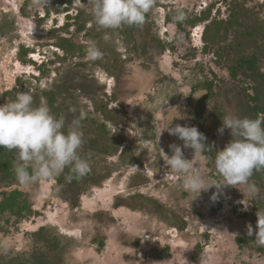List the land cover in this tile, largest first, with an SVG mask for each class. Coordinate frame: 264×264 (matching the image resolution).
<instances>
[{
  "label": "rangeland",
  "instance_id": "1",
  "mask_svg": "<svg viewBox=\"0 0 264 264\" xmlns=\"http://www.w3.org/2000/svg\"><path fill=\"white\" fill-rule=\"evenodd\" d=\"M90 8L0 0V105L27 92L65 131L79 119L90 163L83 177L66 168L25 190L15 152L0 147V264H264L247 229L264 213V170L213 202L214 187L187 191L165 164L173 144L193 158L167 122L195 126L203 174L220 181L215 156L232 139L223 119L264 114V0H156L143 26L115 30ZM89 43L100 59H87Z\"/></svg>",
  "mask_w": 264,
  "mask_h": 264
},
{
  "label": "clouds",
  "instance_id": "2",
  "mask_svg": "<svg viewBox=\"0 0 264 264\" xmlns=\"http://www.w3.org/2000/svg\"><path fill=\"white\" fill-rule=\"evenodd\" d=\"M34 3L46 7L49 0H34ZM87 4L91 5L89 12L98 28L115 30L125 25L143 26L156 0H87ZM173 19L182 22L183 11L178 9ZM102 55L94 43H89L88 60L96 61ZM148 80L147 75H142L134 86L142 90L148 86ZM170 122L165 130L183 141L184 148L193 150V158L189 160L181 146L173 144L170 146L173 154L166 155L165 159L166 166L181 175L185 190L200 196L202 191L214 187L217 191L210 199L215 202L225 186L246 184L254 170H264V114L255 119L235 115L223 119L232 139L215 156V172L222 178L220 181L207 179L202 171L208 163L206 136L195 126L168 127ZM79 123V119L73 120L65 131L64 117L57 118L44 103L35 105L33 96L27 92L17 93L12 102L0 105V147L15 152V182L29 190L60 175L66 168L76 178L85 176L90 171V163L80 155L84 141L77 130ZM219 131L223 132V127ZM257 215L256 230L249 224L248 235L255 234L257 245L264 247V213L258 211ZM7 250V245H0V251Z\"/></svg>",
  "mask_w": 264,
  "mask_h": 264
},
{
  "label": "bare ground",
  "instance_id": "3",
  "mask_svg": "<svg viewBox=\"0 0 264 264\" xmlns=\"http://www.w3.org/2000/svg\"><path fill=\"white\" fill-rule=\"evenodd\" d=\"M197 32V31H196ZM26 71V70H25ZM101 74V73H100ZM102 75H103V73H102ZM107 78V77H106ZM102 80L104 79L103 77L101 78ZM108 79V78H107Z\"/></svg>",
  "mask_w": 264,
  "mask_h": 264
}]
</instances>
